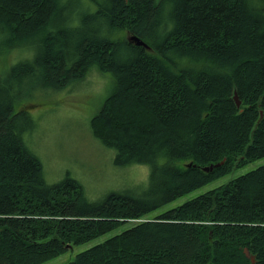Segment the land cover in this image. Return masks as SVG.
Returning a JSON list of instances; mask_svg holds the SVG:
<instances>
[{
  "label": "trees",
  "instance_id": "obj_1",
  "mask_svg": "<svg viewBox=\"0 0 264 264\" xmlns=\"http://www.w3.org/2000/svg\"><path fill=\"white\" fill-rule=\"evenodd\" d=\"M81 4L0 0V55L33 48L0 74V264L49 260L264 156V0ZM91 68L113 78L93 135L115 149V165L149 166L146 183L97 200L69 173L45 181L23 140L36 122L26 105L15 110ZM66 264H264V164Z\"/></svg>",
  "mask_w": 264,
  "mask_h": 264
},
{
  "label": "rangeland",
  "instance_id": "obj_2",
  "mask_svg": "<svg viewBox=\"0 0 264 264\" xmlns=\"http://www.w3.org/2000/svg\"><path fill=\"white\" fill-rule=\"evenodd\" d=\"M67 1L73 12L77 6H80V10L85 7L81 4L83 0ZM32 57L31 44L11 48L0 55V74L6 71L10 65L12 66L23 59L30 60ZM86 72L83 79L73 82L59 92L50 91V96L40 98V101L34 98L30 101V99L22 97L20 99L22 102L17 101L15 110L24 109L23 106L26 105L30 108H25L30 113L28 114L30 119L32 121L34 119L36 122L32 129L23 132V140L41 160L45 181L53 183L69 173L82 183L89 200H97L109 191L126 188L137 183H146L149 166L143 163L115 165L113 162L115 149L105 146L93 135L90 119L98 113L103 99L111 89L113 78H108L106 73L95 68L86 70ZM28 103H32V105ZM29 117H22L27 119L26 124L29 123ZM262 164H264V156L251 160L240 167H235L224 176L147 212L141 219L154 218L167 208L182 204ZM141 219L125 221L117 229L103 233L88 242L72 245L64 253L39 264H66L77 253L130 228Z\"/></svg>",
  "mask_w": 264,
  "mask_h": 264
},
{
  "label": "water",
  "instance_id": "obj_3",
  "mask_svg": "<svg viewBox=\"0 0 264 264\" xmlns=\"http://www.w3.org/2000/svg\"><path fill=\"white\" fill-rule=\"evenodd\" d=\"M131 39L135 40V42H136L137 44H142V45L145 44V42H143V41L140 40V39H137L136 37H131ZM234 97H235V99H236V104L239 105V104H240V100L237 98L236 95H234ZM218 164H220V162H219V163H216V164H214V165H209V166H207V167H203V170L207 171L208 169H212L213 166H217ZM244 252H245L246 255H249V253H248L247 250H244ZM251 261H254V258H253L252 256H251Z\"/></svg>",
  "mask_w": 264,
  "mask_h": 264
},
{
  "label": "bare ground",
  "instance_id": "obj_4",
  "mask_svg": "<svg viewBox=\"0 0 264 264\" xmlns=\"http://www.w3.org/2000/svg\"><path fill=\"white\" fill-rule=\"evenodd\" d=\"M247 163V162H246ZM245 166V165H244ZM227 172V171H226ZM168 209V208H167ZM132 221V220H131ZM140 223V222H139ZM201 223V222H200ZM213 223V222H212ZM207 224V223H206ZM117 229V228H116ZM130 229V228H129ZM242 249V248H241ZM243 250V249H242ZM250 250V249H249ZM169 253V252H168ZM249 263V262H248Z\"/></svg>",
  "mask_w": 264,
  "mask_h": 264
}]
</instances>
